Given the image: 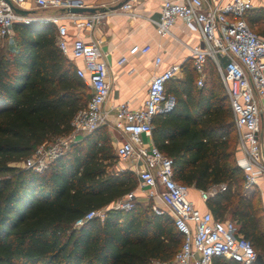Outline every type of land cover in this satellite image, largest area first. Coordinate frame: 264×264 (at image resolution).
<instances>
[{"label":"trees","instance_id":"1","mask_svg":"<svg viewBox=\"0 0 264 264\" xmlns=\"http://www.w3.org/2000/svg\"><path fill=\"white\" fill-rule=\"evenodd\" d=\"M246 21L264 35L255 28L264 21L262 8ZM12 29L14 46L0 48V264L170 262L183 236L167 213L155 214L151 206L108 208L102 220L73 226L137 187L133 172L115 168L106 126L85 133L41 172L20 166L36 147L70 132L90 90L57 47L52 24L17 22ZM181 73L165 84L174 102L153 116L152 143L171 159L177 182L199 190L225 185L207 198L208 210L215 219L234 220L264 259V210L256 191L244 189L235 164L234 118L216 67L207 60L201 86L190 59ZM212 263L239 264L225 257Z\"/></svg>","mask_w":264,"mask_h":264},{"label":"built area","instance_id":"2","mask_svg":"<svg viewBox=\"0 0 264 264\" xmlns=\"http://www.w3.org/2000/svg\"><path fill=\"white\" fill-rule=\"evenodd\" d=\"M9 1L19 7L26 0ZM32 1L38 8L52 7L62 11L31 18L15 12L6 0H0V40L13 37L12 26L17 22L52 24L57 47L75 65V73L90 90V97L85 107L71 119L70 132L36 147L22 161V166L41 172L85 133L103 125L114 129L119 135L114 147L117 160L131 162L137 187L146 192L150 200H156L151 205L152 211L158 215L167 213L183 236L170 262L152 261L151 264H213L215 257L229 258L239 264L254 263L257 253L238 231L236 222L230 218L215 219L209 210L196 208L187 197L188 187L173 178L171 159L150 141L153 116L168 111L173 105V97L166 93L165 84L177 78L181 65L171 64L150 77L141 107L132 109L127 102H121L111 116L103 110L109 93L108 66L95 42L76 36L68 38V25L92 28L115 9L104 8L85 14L72 12L70 8L88 6L86 0ZM160 3L157 19L151 20L158 36L170 35L178 20L198 36L196 43L186 45L197 75L196 85L203 84L208 59L219 73L238 139L240 156H236L235 164L242 171L244 189L249 190L259 179L264 181V148L260 143L264 136V35L247 24L252 0H161ZM117 11L132 15L130 0H125ZM149 50V44H134L128 53L147 54ZM125 60L126 57L121 56L118 63ZM161 61L160 56H155L154 65ZM224 188L225 185L220 184L200 190V198L206 201L216 190ZM133 198L132 191L108 207L90 210L73 226L78 227L93 217L102 220L108 208L129 209Z\"/></svg>","mask_w":264,"mask_h":264},{"label":"crops","instance_id":"3","mask_svg":"<svg viewBox=\"0 0 264 264\" xmlns=\"http://www.w3.org/2000/svg\"><path fill=\"white\" fill-rule=\"evenodd\" d=\"M121 1L123 0H86L87 7H93L96 10L112 9ZM130 2L132 3V15L119 14L116 8L106 14L104 19L94 24L92 28L78 27L71 23L68 25V38L71 39L76 36L85 41L95 42L108 66L109 93L103 104V110L111 116L115 112V106L121 102H127L132 109L141 107L146 97L150 77L171 64L181 65L189 59L186 45L196 43L198 40L197 34L190 31L180 20L172 27L170 35L160 37L156 34L154 23L151 20L157 19L161 0H130ZM102 4L105 6L102 7ZM252 4L253 7L247 19L252 10L256 8L264 10V0H252ZM17 8L25 11L22 15L31 18L47 17L62 11L52 7L38 8L32 0H26ZM257 27H261L264 31V21L257 23L255 28ZM134 44H149L150 50L147 54H129L128 50ZM121 56H125L126 60L118 63ZM155 56H160L162 60L157 66L154 65ZM77 63L80 62L77 61ZM181 75L180 72L177 78H180ZM107 130L111 137L112 146L115 147L119 135L114 134L111 128L107 127ZM150 141L152 142L151 139ZM260 141L261 147L264 148V136L262 139L260 138ZM236 156H240L238 139L235 144L234 157L236 158ZM130 166L131 162L129 161L116 162L115 164V168L119 170L128 169L131 171ZM249 190L256 191L264 210V181L259 179L257 184ZM199 191L194 187H188L187 197L199 210H208L206 202L200 198ZM141 192L144 191L139 189L133 191V201L137 199L139 202L138 197L141 196Z\"/></svg>","mask_w":264,"mask_h":264},{"label":"rangeland","instance_id":"4","mask_svg":"<svg viewBox=\"0 0 264 264\" xmlns=\"http://www.w3.org/2000/svg\"><path fill=\"white\" fill-rule=\"evenodd\" d=\"M13 46H14V43H13L12 39L7 38L5 40H0V48H2L4 50V52L10 50ZM217 74L219 76L218 71H217ZM219 79H220V76H219ZM220 82H221V80L218 81V84L222 87L223 91L226 93L225 87L223 86L222 82L221 83ZM111 130H112V132L114 134L118 135L117 132L114 129H111ZM117 162L122 163L124 161L123 160H117ZM22 165L23 164L21 162L20 166H22ZM137 189H139V188L136 187V189L134 191H136ZM139 190H141V189H139ZM138 198H139L138 201H139V203L141 204V206L143 208H149L150 209V206L152 205L153 202L151 200H149V198L147 197L146 192H141V196L138 197ZM133 202H137V199H134Z\"/></svg>","mask_w":264,"mask_h":264},{"label":"water","instance_id":"5","mask_svg":"<svg viewBox=\"0 0 264 264\" xmlns=\"http://www.w3.org/2000/svg\"><path fill=\"white\" fill-rule=\"evenodd\" d=\"M6 1L10 4V6L12 7V9L15 12L20 13V14L25 13L24 10H21V9L15 7L13 4H11V2L9 0H6ZM124 1L125 0L119 2L117 5L113 6L112 9L118 8ZM95 10H96L95 8H93V7H87V6H85V7H72V8H70V11H72V12H94ZM254 263L255 264H264L263 257L260 254H256Z\"/></svg>","mask_w":264,"mask_h":264}]
</instances>
